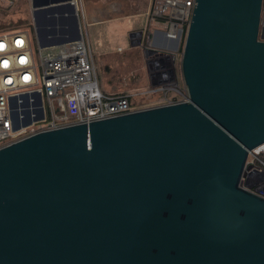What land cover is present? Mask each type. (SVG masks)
I'll use <instances>...</instances> for the list:
<instances>
[{
	"label": "water",
	"instance_id": "1",
	"mask_svg": "<svg viewBox=\"0 0 264 264\" xmlns=\"http://www.w3.org/2000/svg\"><path fill=\"white\" fill-rule=\"evenodd\" d=\"M195 2L187 102L0 148V264H264V198L241 187L264 146V0ZM71 21L39 47L81 40ZM30 96L9 99L14 131L43 119Z\"/></svg>",
	"mask_w": 264,
	"mask_h": 264
},
{
	"label": "built area",
	"instance_id": "2",
	"mask_svg": "<svg viewBox=\"0 0 264 264\" xmlns=\"http://www.w3.org/2000/svg\"><path fill=\"white\" fill-rule=\"evenodd\" d=\"M195 1H153L150 18L161 22L164 46L171 51H147L146 62L155 84L133 95L110 96L101 92L89 44L83 37L62 45L39 47L37 64L28 30H0V148L42 132L187 102L181 50ZM22 94L31 95L26 107L30 112L37 108L36 96L40 97L43 119L14 131L9 99Z\"/></svg>",
	"mask_w": 264,
	"mask_h": 264
},
{
	"label": "crops",
	"instance_id": "3",
	"mask_svg": "<svg viewBox=\"0 0 264 264\" xmlns=\"http://www.w3.org/2000/svg\"><path fill=\"white\" fill-rule=\"evenodd\" d=\"M33 1L29 0V4L31 6L32 26L36 31V36L37 29L42 28L45 30L44 37L49 43L56 39L69 38L70 29L72 28L71 17L73 15L78 19L80 33L84 39V32L87 33L88 28L103 26L99 31L100 35L108 33L111 37H123L124 42H128L131 48H141L142 50L145 71L143 80H140L134 72H131V74L133 73L132 90L126 95L144 91L155 84L146 62L147 51L164 54L170 53L171 50H166L164 46L166 41L161 22L152 21L150 18L154 0H72L71 4L74 7V12L71 9H60L63 5L61 0H37L40 2L38 9L43 10L40 15L41 23L39 27H37L32 13L34 10ZM85 41L88 42L87 39ZM101 43L102 41L98 37L97 44ZM108 49L111 48L108 47ZM108 49L103 50V52L102 50L99 51L104 54ZM120 49L121 47L117 50Z\"/></svg>",
	"mask_w": 264,
	"mask_h": 264
},
{
	"label": "rangeland",
	"instance_id": "4",
	"mask_svg": "<svg viewBox=\"0 0 264 264\" xmlns=\"http://www.w3.org/2000/svg\"><path fill=\"white\" fill-rule=\"evenodd\" d=\"M32 25L29 0H0V30H28L34 57L38 64L39 45ZM102 27L88 28L87 33L84 32V37L89 42L90 55L95 65L99 87L104 95H126L132 90L133 73L131 72L143 80L145 71L142 50L131 48L128 42H124L123 37H111L108 33L100 35L99 31ZM98 37L102 41L101 44H97ZM120 47L121 49L117 50ZM105 49H108L107 52L101 54L99 50L103 52ZM160 96L149 101H154ZM137 102L138 100L134 101V103ZM256 151L248 156L246 177L242 178L241 187L264 198V146L257 154ZM247 175L251 177L247 178Z\"/></svg>",
	"mask_w": 264,
	"mask_h": 264
},
{
	"label": "bare ground",
	"instance_id": "5",
	"mask_svg": "<svg viewBox=\"0 0 264 264\" xmlns=\"http://www.w3.org/2000/svg\"><path fill=\"white\" fill-rule=\"evenodd\" d=\"M257 151H256V154H257V152H259L261 149H256ZM251 154V153H250ZM246 173V172H245ZM245 173H244V176H245ZM244 176H243V178H244ZM246 177V176H245ZM251 177V175H247V178H250Z\"/></svg>",
	"mask_w": 264,
	"mask_h": 264
},
{
	"label": "flooded vegetation",
	"instance_id": "6",
	"mask_svg": "<svg viewBox=\"0 0 264 264\" xmlns=\"http://www.w3.org/2000/svg\"><path fill=\"white\" fill-rule=\"evenodd\" d=\"M264 22V11L262 13V23Z\"/></svg>",
	"mask_w": 264,
	"mask_h": 264
}]
</instances>
